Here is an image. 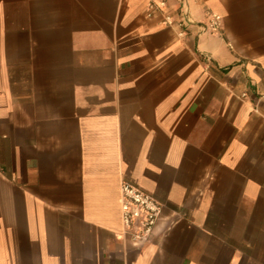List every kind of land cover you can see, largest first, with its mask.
Returning a JSON list of instances; mask_svg holds the SVG:
<instances>
[{"label": "crops", "instance_id": "crops-1", "mask_svg": "<svg viewBox=\"0 0 264 264\" xmlns=\"http://www.w3.org/2000/svg\"><path fill=\"white\" fill-rule=\"evenodd\" d=\"M0 264H264V0H0Z\"/></svg>", "mask_w": 264, "mask_h": 264}, {"label": "built area", "instance_id": "built-area-1", "mask_svg": "<svg viewBox=\"0 0 264 264\" xmlns=\"http://www.w3.org/2000/svg\"><path fill=\"white\" fill-rule=\"evenodd\" d=\"M164 3H147L146 16L150 17L156 12H162ZM161 23L165 26L176 24L180 30L178 35L184 34L182 20H173L172 15L162 12ZM221 27V17L213 14L205 23V29L218 32ZM120 216L122 222V235L132 242H147L153 235L154 228L159 219L163 205L153 195L145 192L129 180L122 179L120 183Z\"/></svg>", "mask_w": 264, "mask_h": 264}]
</instances>
